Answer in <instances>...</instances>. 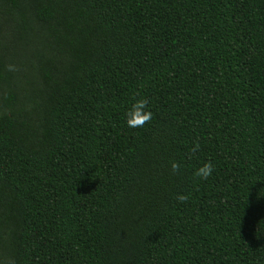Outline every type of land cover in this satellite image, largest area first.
I'll return each instance as SVG.
<instances>
[{"label":"trees","instance_id":"1","mask_svg":"<svg viewBox=\"0 0 264 264\" xmlns=\"http://www.w3.org/2000/svg\"><path fill=\"white\" fill-rule=\"evenodd\" d=\"M0 264H264V0H0Z\"/></svg>","mask_w":264,"mask_h":264},{"label":"clouds","instance_id":"2","mask_svg":"<svg viewBox=\"0 0 264 264\" xmlns=\"http://www.w3.org/2000/svg\"><path fill=\"white\" fill-rule=\"evenodd\" d=\"M148 100L146 98L136 99L132 106L128 109L126 114V124L128 128L142 127L146 122L152 118V112L148 107ZM195 150V148L193 149ZM180 165L177 162H171V169L176 172ZM213 165L210 162L203 164L197 168L194 175L200 179H207L212 175ZM187 197L179 195L177 199L183 202Z\"/></svg>","mask_w":264,"mask_h":264}]
</instances>
